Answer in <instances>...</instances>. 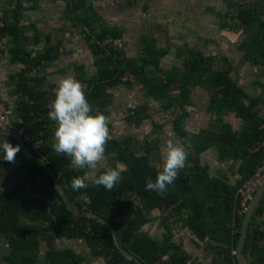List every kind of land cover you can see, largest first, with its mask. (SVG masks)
I'll return each instance as SVG.
<instances>
[{
  "label": "trees",
  "instance_id": "16d2710c",
  "mask_svg": "<svg viewBox=\"0 0 264 264\" xmlns=\"http://www.w3.org/2000/svg\"><path fill=\"white\" fill-rule=\"evenodd\" d=\"M41 1L16 0L12 18L0 21L4 47L9 48L14 62L26 67L12 78L19 97L14 114L21 119L12 129L22 130V136L35 143L34 146L25 143L33 156L29 157L19 140L0 135V141L10 140L13 146H20L15 164L3 160L0 163V187L4 189L0 192V237L5 239L9 250L4 262L83 264L82 255L71 248L58 249L56 242L84 240L94 256L102 257L108 264H138L119 251L116 235L120 246L141 264H194L171 241L168 220L172 218L174 225L182 222L196 241L215 243L204 245L207 252L215 250L213 264H238L233 253L245 218V213L239 211L242 200L239 190L264 164V115L258 109L264 108V83H259L262 93L253 99L233 79L236 70L227 59L205 57L194 50L182 55L185 61L182 69L164 71L161 59L167 52L158 50L154 39H145L140 57L128 58L117 45L123 39V31L106 26L88 0H57L66 4L65 21L86 41L95 58L96 77L87 80L85 69L77 68L93 114L107 116L106 111L115 101L112 91L137 84L146 100L161 104L162 113L177 112L172 132L182 138L188 152L186 167L161 197L145 190L147 179L154 182L161 170L153 164L160 162L159 140L140 141L134 136L120 141L110 139L105 150L107 166L118 169V163L123 164L126 169L121 172L122 181L108 192L94 186L93 180H86L88 187L74 192L70 181L87 170L75 169L67 157L52 151L54 125L47 116L54 87H49L46 81L50 69L61 59L62 46L53 45L52 39L46 37L41 41L45 49L34 57V50L27 51L31 41L28 33H34L37 46L41 44L42 33L35 26L22 25L24 15L37 12ZM235 12L237 15L233 16ZM215 18L221 32H244L238 46L242 60L264 68V18L259 16L254 0L243 5L230 4L227 12H219ZM217 58L225 67L216 72ZM35 70L39 75L34 79L31 77ZM42 74L46 77L41 78ZM195 89H202L209 97L206 112L210 121L205 129L190 133L185 131L184 123L189 118L187 109L191 107L190 96ZM228 116L240 121V131L224 122ZM210 150L217 151L215 162L229 161L227 175L211 176L209 165H202L201 156ZM46 166L64 189L68 202L62 198ZM131 194L139 198L140 206L127 199ZM156 210L159 217H151ZM90 212L99 218L88 216ZM152 218L161 220L168 235L153 239L141 231ZM260 222H264V196L252 217L244 249L251 264H264V225ZM42 223L50 225L52 231L44 230ZM42 241L48 246L44 255Z\"/></svg>",
  "mask_w": 264,
  "mask_h": 264
},
{
  "label": "rangeland",
  "instance_id": "374dc122",
  "mask_svg": "<svg viewBox=\"0 0 264 264\" xmlns=\"http://www.w3.org/2000/svg\"><path fill=\"white\" fill-rule=\"evenodd\" d=\"M245 2L248 0H88V3L103 18L106 26L119 28L123 31V39L117 45L126 57H140L145 39L150 41L154 39L157 49L167 52L161 59V68L164 71L172 68L182 69L185 64L182 55L184 56L191 50L201 52L205 57H226L230 59L233 67L237 70L233 79L237 80L248 96L254 99L262 93L258 84L264 83L262 73L264 68L253 67L250 63L244 62L243 54L238 53L237 48L245 35L244 32L241 31L239 34L231 31L220 32L219 23L215 18L217 13L227 12L230 4L243 5ZM254 3L259 16L264 18V0H254ZM65 10L66 4L61 1L42 0L39 12L30 14L26 18L24 15L22 20L26 25L39 22V29L45 34L42 38L49 36L52 38L53 45H63L61 48L62 58L55 66L57 69L49 71L46 81V84L55 87L61 78L68 75H72L80 81L81 73L77 70L78 67L85 69L87 80L97 76L95 58L90 52V47L76 33L72 25L65 21ZM236 15L237 12L233 16ZM232 26L236 29L235 25L232 24ZM5 48L7 49L6 46ZM39 48L42 49V45ZM223 67V64L216 62L214 70L217 72ZM112 92L115 95L114 105L106 111L111 139L120 141L128 136H134L140 141L158 139L160 162L153 164L160 168L163 163L166 143L169 140L175 142L179 138L172 132L171 124L177 112L162 113L161 104L146 100L137 84H134L132 88L121 87ZM190 102L191 107L187 109L189 118L184 123V128L185 131L193 133L205 129L210 121V116L206 112L209 97L202 89H195L190 96ZM258 109L261 110V115H264V108L259 106ZM224 122L232 126L234 131H240V126L237 128L236 125H241V123L238 124L233 116L225 117ZM216 154L217 151L210 150L207 156L214 157ZM106 162L108 165L107 159ZM210 162L212 161L208 157L206 160L201 159L202 165H209L211 176H219L221 172L227 175L229 164L211 165ZM120 166H123V171H125L126 167L118 163V169ZM103 168L100 166L99 171ZM97 173L90 174L87 180H93ZM127 199L131 200L134 205L140 206L139 198L136 195L131 194ZM159 215L160 212L156 210L151 214V217H159ZM155 219L157 218H152L141 231L153 239H162L168 235V232L162 227L161 220ZM172 221V218L168 220L171 241L180 247L184 255L188 256L187 245L183 240L193 238V234L182 222L174 225ZM258 224L264 225V222ZM179 225L182 227L181 229H178ZM41 226L47 232L52 231L48 224L42 223ZM193 241L197 245L199 244V241L194 239ZM208 243L215 245L214 242L206 240L198 247L201 245L203 247ZM56 246L58 249H73L84 257L83 264H108L102 257L94 256L84 240H59L56 242ZM41 251L42 255L48 251V246L44 241L41 242ZM8 252L5 239L0 237V264H6L4 256ZM214 252L215 250H212L204 254L208 257L206 261L208 264L213 263Z\"/></svg>",
  "mask_w": 264,
  "mask_h": 264
},
{
  "label": "clouds",
  "instance_id": "9594fccd",
  "mask_svg": "<svg viewBox=\"0 0 264 264\" xmlns=\"http://www.w3.org/2000/svg\"><path fill=\"white\" fill-rule=\"evenodd\" d=\"M85 89L86 85L72 75L61 78L54 88V99L49 104L47 113L54 125V143L51 144V149L55 154L67 157L75 169L87 170L83 176L74 177L70 181L72 191L86 189L88 176L99 172L92 181L93 185L112 192L123 179V166L119 169L107 166L105 150L111 139L109 118L99 112L93 114ZM0 151L3 153L0 159L15 164L20 146H13L3 140L0 141ZM187 160L188 152L182 138H177L175 142L169 140L164 149L161 170L154 182L151 178L147 179L145 190L163 197L178 178L179 172L186 167ZM100 166L104 167L102 172L99 171ZM3 190L0 187V192ZM233 254L235 255V251Z\"/></svg>",
  "mask_w": 264,
  "mask_h": 264
},
{
  "label": "crops",
  "instance_id": "0c3cea01",
  "mask_svg": "<svg viewBox=\"0 0 264 264\" xmlns=\"http://www.w3.org/2000/svg\"><path fill=\"white\" fill-rule=\"evenodd\" d=\"M16 0H2L0 2V21L1 20H6L7 18H12V14L16 8ZM39 12V9L37 12H28L25 14V18L28 17V15L30 14H37ZM237 23V22H236ZM22 25L23 27L25 28H28L30 26H35L37 27V29L40 31L39 29V22L37 23H29L28 25L26 24H23V21H22ZM76 31V30H75ZM221 32V31H220ZM224 32H227V31H224ZM232 32V31H231ZM42 35L40 37V43L42 40H45V38H42L45 34L41 31ZM77 33V32H76ZM235 33V32H234ZM239 34V33H237ZM28 35L30 36V47H27V51L28 52H32L34 50V57L37 56L38 53H40L41 51H43L45 49V45L44 43H41L40 45H35V42H36V39H35V35L33 32H29ZM49 37V36H48ZM51 38V37H50ZM52 39V38H51ZM242 40V39H241ZM53 43V42H52ZM240 44V43H239ZM42 45V49H40L39 47ZM33 46H37V47H33ZM61 46L63 47V45L61 44ZM239 46V45H238ZM61 47V48H62ZM62 51V49H61ZM237 51H238V48H237ZM239 53V52H238ZM241 54V53H240ZM62 55H63V51H62ZM62 58V56H61ZM218 59V58H217ZM221 60L223 59H227V62L230 63V65L233 67L232 65V62L230 61L229 58H226V57H221L219 58ZM219 59L216 61L217 63H220L221 61H219ZM61 60V59H60ZM59 60V61H60ZM215 62V63H216ZM58 63V61L56 62ZM56 63L54 64L53 68H51L50 70H53V69H57L55 66H56ZM225 67V66H224ZM223 67V69H224ZM1 68H2V75H0V95L2 97V100L3 102L6 104L7 107H9L10 109H12L13 111L15 110L16 106H17V100L19 99V97L16 95V87L13 85V82H12V78L18 74V72L20 70H23L25 69L26 67L22 64H20L19 62H14L13 61V56L11 55L10 51H9V48L7 49H4V52H3V58H2V62H1ZM234 68V67H233ZM44 69V68H43ZM235 69V68H234ZM38 70H42L41 68H39ZM237 71V70H236ZM34 76H32L31 78H34L36 76H38V72L37 70H35L34 72ZM59 73V72H58ZM53 75V74H52ZM41 76H45V75H41ZM46 77V76H45ZM49 87H54L55 86H50L48 84ZM258 88H260V85L258 84ZM48 89L46 88L45 91H47ZM260 95V94H259ZM258 95V96H259ZM49 108V107H48ZM235 121H238V124L240 123L239 120L235 119ZM16 123H21V119L20 117H18L16 114H14L13 118H12V124H16ZM240 126L241 128V125H236V127L238 128ZM236 129V128H235ZM8 134H11V135H18L20 137H22V139L25 137L22 136L23 134V131L22 130H19L17 131V129H12V132L11 133H8ZM2 136H7V135H2ZM7 137H12V138H15L14 136H7ZM17 139V138H16ZM31 139V138H30ZM18 140V139H17ZM7 142L9 143H12L10 140H7ZM27 145H32L34 146L35 143L32 142V139H31V142L30 143H27ZM37 146V144H36ZM212 152H214V150H211ZM207 154L209 153H204V155L202 156L201 159L203 160H206L207 157L208 159H211L212 162H210V164L212 165H216V164H220L221 166H224L225 164H228L229 161H224V162H220V163H217L215 162V159H216V155H214V157L208 155ZM212 155V154H211ZM206 156V157H205ZM228 170V169H227ZM221 171V170H220ZM221 173H224V172H221ZM228 174V172H227ZM181 229L182 227L179 225L178 229ZM179 232V231H177ZM194 239V236L193 238L191 239H184L183 242H185V245L186 246V251L187 253L189 254V262L190 263H194V264H208L206 261L208 259L207 256H205L204 254L205 253H208L205 249H204V246L202 247H198V245L201 244V242H199V244L197 245V243H195L193 241ZM195 240V239H194ZM67 241V240H66ZM196 241V240H195ZM196 244V245H194ZM205 245V244H204ZM197 246V247H196ZM200 250V251H199ZM212 255V254H211ZM210 264H213V263H210Z\"/></svg>",
  "mask_w": 264,
  "mask_h": 264
},
{
  "label": "water",
  "instance_id": "95a60500",
  "mask_svg": "<svg viewBox=\"0 0 264 264\" xmlns=\"http://www.w3.org/2000/svg\"><path fill=\"white\" fill-rule=\"evenodd\" d=\"M0 135H7V136H14L15 138H17L22 147H23V151H24V154L29 156V157H33L27 150L25 144H24V141L22 139V137L18 136V135H11V134H8V133H4V132H1L0 131ZM41 163L43 165H46L44 160H42L41 158H38ZM46 170L49 172L50 176L54 179L58 189L60 190V193H61V196L62 198L64 199L65 202H68L67 200V197L65 195V191L64 189L62 188V186L58 183L56 177L54 176V174L51 172V170H49L46 166ZM263 196H264V185L262 187L259 188V190L256 192V195L255 197L253 198V201L251 202L250 206H249V209L245 215V218H244V221H243V224H242V229H241V234L239 235V239H238V243H237V247H236V250H235V257H236V260H237V263L238 264H251L248 257L245 255L244 253V249H245V246H246V241H247V236H248V231H249V226H250V223H251V220H252V217L255 213V210L256 208L258 207V205L261 203L262 199H263ZM73 213L75 215H79L80 213L79 212H76V211H73ZM88 216H91V217H96V218H99L98 215L94 214V213H88ZM102 222L106 223L105 220H103L102 218H100ZM114 235H115V231L113 230V228H111ZM115 241H116V244L118 246V249L119 251L124 254L126 257H128L129 259H132V260H135L138 264H141V262L134 256H132L131 254H129L127 251H125L119 244L118 242V239L115 235Z\"/></svg>",
  "mask_w": 264,
  "mask_h": 264
},
{
  "label": "built area",
  "instance_id": "2783aa9c",
  "mask_svg": "<svg viewBox=\"0 0 264 264\" xmlns=\"http://www.w3.org/2000/svg\"><path fill=\"white\" fill-rule=\"evenodd\" d=\"M4 45L1 41L0 37V75H2L1 62L3 58ZM14 116V111L6 106L3 102L2 97L0 95V131L4 133L12 132V118ZM24 142L30 143L31 139L28 136L23 138ZM3 153L0 151V157H2ZM2 159H0L1 163ZM264 185V164L258 170L256 174L253 175L249 180H247L242 187H240L239 193L241 195V208L240 213L243 214L248 210L249 203L253 201V198L256 192L260 187Z\"/></svg>",
  "mask_w": 264,
  "mask_h": 264
},
{
  "label": "flooded vegetation",
  "instance_id": "af4514ba",
  "mask_svg": "<svg viewBox=\"0 0 264 264\" xmlns=\"http://www.w3.org/2000/svg\"><path fill=\"white\" fill-rule=\"evenodd\" d=\"M172 124V123H171Z\"/></svg>",
  "mask_w": 264,
  "mask_h": 264
}]
</instances>
